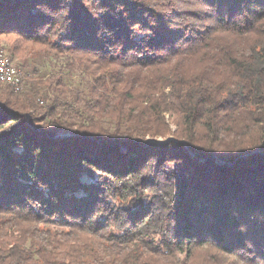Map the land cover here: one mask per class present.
I'll return each instance as SVG.
<instances>
[{
  "label": "trees",
  "instance_id": "1",
  "mask_svg": "<svg viewBox=\"0 0 264 264\" xmlns=\"http://www.w3.org/2000/svg\"><path fill=\"white\" fill-rule=\"evenodd\" d=\"M0 39L58 73L0 84V264H264V0H0Z\"/></svg>",
  "mask_w": 264,
  "mask_h": 264
},
{
  "label": "rangeland",
  "instance_id": "2",
  "mask_svg": "<svg viewBox=\"0 0 264 264\" xmlns=\"http://www.w3.org/2000/svg\"><path fill=\"white\" fill-rule=\"evenodd\" d=\"M0 47H2L3 49H6L5 51L8 52V56H11V60L12 62H14L15 65H17L19 68L20 67V62L13 56L12 50L8 44V40H1L0 39ZM33 54V53H32ZM29 56V65H30V69H24L25 73L28 74L30 77V80L26 82L25 80V88L23 91L21 92H17L19 94H21V96L23 97H27L32 99L33 103L36 104H40L38 107L40 108H45L44 106H48L50 105V103L48 102V100L43 99L42 93L45 92V89L42 88V86L38 85L41 84V82H49L50 79L53 80V76L55 74H58L57 71L55 70L56 68H54L53 66H48L47 64L45 65L43 62H41V60H39L38 56H32V55H28ZM53 65H55L54 63H52ZM47 66V67H46ZM39 70V76L32 74V70ZM23 71V72H24ZM24 73V74H25ZM50 77V78H49ZM28 78V79H29ZM43 80H41V79ZM26 79V77H25ZM37 93H39L40 95H37ZM50 95H52L50 93ZM45 103V104H44ZM169 119V117H168ZM172 129H174V127H172Z\"/></svg>",
  "mask_w": 264,
  "mask_h": 264
},
{
  "label": "bare ground",
  "instance_id": "3",
  "mask_svg": "<svg viewBox=\"0 0 264 264\" xmlns=\"http://www.w3.org/2000/svg\"><path fill=\"white\" fill-rule=\"evenodd\" d=\"M6 49H3L2 47H0V52H4L5 53V59H7V62L13 63L11 60V56H8V52L5 51ZM14 66H16L14 64ZM18 69H20L19 67H17ZM20 76H10V79L5 77L3 75V71H1V67H0V84L2 85H6L9 86L11 88H13L16 92H21L24 90V78L25 75L23 73V71L20 69ZM15 84H20L21 86H16Z\"/></svg>",
  "mask_w": 264,
  "mask_h": 264
},
{
  "label": "built area",
  "instance_id": "4",
  "mask_svg": "<svg viewBox=\"0 0 264 264\" xmlns=\"http://www.w3.org/2000/svg\"><path fill=\"white\" fill-rule=\"evenodd\" d=\"M0 67L1 71H3V75L10 79V76H20V69L17 66H14L13 63L7 62L5 59V53L0 52ZM16 86H21L20 84H15Z\"/></svg>",
  "mask_w": 264,
  "mask_h": 264
}]
</instances>
